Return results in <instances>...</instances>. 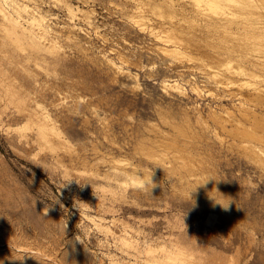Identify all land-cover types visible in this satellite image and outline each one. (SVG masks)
I'll use <instances>...</instances> for the list:
<instances>
[{"label":"rangeland","instance_id":"1","mask_svg":"<svg viewBox=\"0 0 264 264\" xmlns=\"http://www.w3.org/2000/svg\"><path fill=\"white\" fill-rule=\"evenodd\" d=\"M134 2L0 0V264L33 262L11 246L55 262L36 264H264V167L248 156L264 145L242 133L264 119V1ZM130 162L138 181L106 178Z\"/></svg>","mask_w":264,"mask_h":264},{"label":"bare ground","instance_id":"2","mask_svg":"<svg viewBox=\"0 0 264 264\" xmlns=\"http://www.w3.org/2000/svg\"><path fill=\"white\" fill-rule=\"evenodd\" d=\"M135 0H133V3H136V2H134ZM139 1V0H138ZM146 1V0H145ZM151 1H153V0H151ZM194 1V0H193ZM239 1H242V0H195V2L196 3H203L204 2V4L205 5H207L208 7H210V9H215V8H220V9H223V5L224 4H228V5H231L232 3H234V4H239L240 2ZM249 2V3H253L255 0H245V2ZM264 1V0H263ZM28 2V1H27ZM33 3V1L31 2V4ZM138 3V2H137ZM136 3V4H137ZM142 3V2H141ZM151 3V2H150ZM27 4H29V2L27 3ZM163 4V3H162ZM16 5H17V7H18V9H19V11H23L25 14L27 13V19L29 20V22H30V24L37 30V31H35V32H37L36 33V35L40 38L39 40H41V38L43 39V37L45 36V35H47V34H49V32H50V30H51V28H49V25H48V20L49 19H47V16L45 15V14H43L42 12H40V11H36L35 10V8L33 9V8H29V6L28 5H26V3L24 2V4L22 3V4H18V3H16ZM37 5V4H36ZM129 5H131V4H129ZM142 5V4H141ZM146 5H148V4H146ZM151 6L152 5H155L154 6V8H152V9H156L157 7L156 6H158V7H160V10L162 11V12H164L165 11V13H167L166 11H167V9H170L171 7L170 6H168V5H159V4H150ZM149 5V6H150ZM228 5H226L227 7H228ZM34 6V5H33ZM225 6V7H226ZM31 7V6H30ZM140 7V6H139ZM142 8V7H141ZM199 8V7H198ZM136 9H138V8H136ZM159 9V8H158ZM209 9V10H210ZM140 10V9H139ZM178 10V9H177ZM151 11V10H150ZM159 11V10H158ZM161 11H160V13H161ZM169 11V10H168ZM18 12V11H17ZM16 12V13H17ZM152 12H154V11H152ZM170 12V11H169ZM173 12V11H172ZM23 13V14H24ZM45 13V12H44ZM164 13V14H165ZM188 13V12H187ZM18 14H20V13H18ZM24 14V15H25ZM203 14H205L206 16H207V14L206 13H203ZM169 15H171V14H169ZM173 15V14H172ZM204 15V16H205ZM161 16V15H160ZM203 16V17H204ZM205 16V17H206ZM209 16V15H208ZM208 16L205 18L207 21L205 22V23H207L208 22V26H210V29H212L213 31L214 30H216V29H218L219 27H222L221 25L223 24L222 22H221V20L220 19H214V18H210V16H209V18H208ZM166 17H169L168 16V13L166 14ZM181 17V16H180ZM202 17V18H203ZM140 20V19H139ZM142 20V19H141ZM200 20H202V19H200ZM204 20V19H203ZM202 20V21H203ZM225 21V20H224ZM233 22H236V21H234L233 19H230V20H227V21H225L224 23L225 24H228V27L227 28H230V30H231V24L233 23ZM138 23V22H137ZM260 23H262V22H260ZM244 24V23H243ZM141 25V24H140ZM165 25V24H164ZM234 25V24H233ZM239 24H236V26L235 27H237ZM253 25V24H252ZM143 26V25H142ZM241 26V25H240ZM249 26V25H248ZM140 27V26H139ZM161 27V26H160ZM233 27V26H232ZM256 27V26H255ZM223 28V27H222ZM226 28V27H225ZM241 28V27H240ZM247 29V28H249V27H244V29ZM254 28V27H253ZM253 28H252V26H251V29L253 30ZM261 28V27H260ZM164 29V28H163ZM166 29V28H165ZM243 29V30H244ZM250 29V30H251ZM176 30V29H175ZM225 30V29H224ZM229 30V29H228ZM251 30V31H252ZM161 31V30H160ZM179 31V30H178ZM181 31V30H180ZM179 31V32H180ZM248 31V30H247ZM246 32V31H245ZM249 32V31H248ZM70 33V32H69ZM153 33V32H152ZM255 33H257L256 31H255ZM71 34V33H70ZM50 35V34H49ZM151 35V34H150ZM162 35V34H161ZM256 35V34H255ZM53 36V35H52ZM54 36H56V35H54ZM54 36L52 37L53 39H54ZM70 36V35H69ZM163 36V35H162ZM249 36V35H248ZM51 36H49V38H50ZM177 37V36H176ZM251 37V36H250ZM67 38V37H66ZM72 38V37H71ZM160 38H161V36H160ZM166 38H168L167 36H166ZM264 38V37H263ZM44 39H46V38H44ZM43 39V41H45L46 42V40H44ZM47 39H48V37H47ZM70 39V38H69ZM68 39V40H69ZM162 39V38H161ZM165 39V38H164ZM51 40V39H50ZM75 40V39H74ZM159 40V39H158ZM264 40V39H263ZM42 41V40H41ZM42 41V42H43ZM166 41V40H165ZM168 41V40H167ZM166 41V42H167ZM50 42V44L51 45H53L54 44V42H53V44L51 43L52 41H49ZM58 42H59V40H58ZM163 42V41H162ZM166 42H165V44H166ZM164 43V42H163ZM56 44V43H55ZM54 44V45H55ZM258 45V44H257ZM55 47V46H54ZM162 48V47H161ZM163 49V48H162ZM176 49H177V47H176ZM164 50V49H163ZM166 51H168V50H166ZM165 51V52H166ZM169 51H171V50H169ZM179 51V50H178ZM235 52V50H229V49H226L224 52H225V54L229 57V58H231V53L232 52ZM172 53H174L173 55H175V54H177V50H172L171 51ZM223 52V53H224ZM167 53V52H166ZM170 53V52H169ZM171 53V54H172ZM244 53H245V51H244ZM182 54V53H181ZM214 54H216V53H214ZM178 55V54H177ZM220 55V54H219ZM241 55V54H240ZM248 55V54H247ZM180 56V55H179ZM244 56H246L245 54H244ZM247 57V56H246ZM243 59V58H242ZM110 60V62L112 63V67L114 66L115 67V70L117 69L118 71L119 70H121L122 68L120 67V66H118V65H116V63H114V62H112L111 61V59H109ZM120 60H122V59H120ZM258 60V59H257ZM107 61H108V59H107ZM241 61V60H240ZM259 61V60H258ZM258 61H256L255 63H257ZM264 61V60H263ZM110 62H108L109 64H111ZM214 62V61H213ZM219 64H222L223 63V61L221 60V61H217ZM217 62H216V64H217ZM107 63V64H108ZM215 63V62H214ZM228 64H230V63H228ZM254 64V63H253ZM223 65V64H222ZM236 65V64H235ZM255 65V64H254ZM258 65V64H257ZM263 65H264V63H263ZM227 65L225 64V67H226ZM230 66V65H229ZM234 66V65H233ZM255 67H257V66H255ZM254 67V68H255ZM264 67V66H263ZM230 68H232V67H227V69L229 70ZM236 68V67H235ZM262 68V66H260V69ZM255 70V69H254ZM262 70V69H261ZM260 70V71H261ZM233 74H236V75H240V74H243V75H245V76H249V75H247L244 71H242V69H240V66L239 67H237L235 70H234V72L233 71H231ZM118 73V72H117ZM119 73H121L122 74V72H119ZM229 73H230V71H229ZM253 73H254V71H253ZM231 74V73H230ZM250 74V73H249ZM255 74H257V72L255 73ZM216 75H218V74H216ZM226 75V74H225ZM232 75V74H231ZM264 75V74H263ZM227 76V75H226ZM250 76H251V74H250ZM254 77V76H253ZM231 78V77H230ZM249 78V77H248ZM169 81V80H168ZM253 81V80H252ZM254 82V81H253ZM234 83V82H233ZM255 85V84H254ZM164 86V85H163ZM166 86H168L169 88H172V89H177V88H179V84L177 83V82H175V81H172L171 83H167V85ZM250 87H251V85H250ZM253 87V86H252ZM167 88V87H166ZM251 89V88H250ZM254 89V88H253ZM256 89V88H255ZM179 90V89H178ZM183 90V89H182ZM197 91V90H196ZM199 91V90H198ZM254 91V90H253ZM256 91V90H255ZM181 92V91H180ZM258 92H261L260 90L258 91ZM258 92H256V93H258ZM262 92H264V91H262ZM182 93V92H181ZM247 94H249V93H247ZM259 94V93H258ZM262 94V93H261ZM257 95V94H256ZM263 95V94H262ZM262 95H260L261 97H262ZM260 96H258V97H260ZM263 97H264V95H263ZM249 98V97H248ZM247 98V99H248ZM252 98H253V96H252ZM256 99V98H255ZM262 99V98H261ZM252 100V99H251ZM259 100V99H258ZM264 99H262V101H263ZM247 102V101H246ZM261 102V101H260ZM263 103H264V101H263ZM254 106H256V105H254ZM239 108V107H238ZM224 109V108H223ZM222 109V110H223ZM229 111V110H228ZM227 111V112H228ZM252 111V110H251ZM244 112V111H243ZM262 112V111H261ZM215 113V112H214ZM234 113V112H233ZM263 113V112H262ZM230 114H232V113H230ZM245 114H246V112H245ZM249 114V113H248ZM261 114V113H260ZM28 115V114H27ZM186 115V114H185ZM239 115V114H238ZM243 116H244V114H242ZM257 114H255L254 116H256ZM220 117H221V115H219ZM233 116H235V115H233ZM240 116V115H239ZM247 116V115H246ZM253 116V114H252V117H254ZM260 116V115H259ZM263 116H264V114H263ZM185 117V116H184ZM214 117V116H213ZM212 117V118H213ZM225 117V116H224ZM216 117H214V119H215ZM255 119H254V122L256 123L255 125L257 126V121L259 122L261 119V121L264 123V119L262 118V115H261V119L259 120L258 118H256V117H254ZM218 119V118H217ZM217 119H215V120H217ZM233 119V118H232ZM239 119V118H238ZM246 119V118H245ZM248 119V118H247ZM257 119V120H256ZM227 120V119H226ZM244 120V119H243ZM249 120V119H248ZM189 121V120H188ZM228 121V120H227ZM246 121V120H245ZM250 121V120H249ZM260 121V122H261ZM185 122V121H184ZM187 122V121H186ZM244 122V121H243ZM246 122H248V121H246ZM253 122V123H254ZM259 122V123H260ZM199 123V122H198ZM252 123V124H253ZM39 126H40V128H39V126H38V128L39 129H37L38 131H39V136H41V135H44V131L42 130V128H44L45 126H48V124L45 122V121H42V122H39V123H37ZM206 124V123H205ZM235 124V123H234ZM241 124V123H240ZM260 124H262V123H260ZM260 124H259V127H261L260 126ZM42 125V126H41ZM191 125V124H190ZM204 125V124H203ZM264 125V124H263ZM192 126V125H191ZM224 126V125H223ZM252 126V125H251ZM255 126V129H258L257 127ZM202 127V126H201ZM239 127V126H238ZM242 127H244V126H242ZM245 128V127H244ZM243 128V129H244ZM188 129V128H187ZM249 130H250V128H248ZM254 129V126H253V129L252 130H254L255 132L257 131V130H255ZM262 129H263V131H262ZM245 130V129H244ZM260 130V129H259ZM258 130V131H259ZM183 131V130H182ZM240 131V130H239ZM242 131V130H241ZM254 131H242V133H243V137H245V138H248V139H251V140H256V141H258V142H262L263 143V145H264V135H260L261 134V132H264V128H262L261 127V132L259 131V133H258V131H257V133H255ZM187 132V131H186ZM182 133H184V131L182 132ZM192 133V132H191ZM194 133V132H193ZM186 134V133H185ZM187 134H188V132H187ZM241 140V139H240ZM246 141V140H245ZM154 142V141H153ZM153 142H151V143H153ZM161 142H163V141H161ZM241 142V141H240ZM143 143V142H142ZM151 143H148V145H151ZM157 143V142H156ZM155 143V144H156ZM262 143H260V144H262ZM147 143L145 142V145H146ZM154 143H153V146L155 145ZM165 144H167V143H165ZM259 144V145H260ZM170 145V144H169ZM158 146V145H157ZM163 146V145H162ZM161 146V147H162ZM166 146V145H165ZM164 146V147H165ZM175 146V145H174ZM258 145H255V148L257 147ZM147 147V146H146ZM151 147V146H150ZM183 147V146H182ZM250 147V146H249ZM264 147V146H263ZM139 150H141L140 149V146L139 147H137ZM137 148H135L136 150H137ZM141 148H142V146H141ZM153 148V147H152ZM175 148V147H174ZM252 148V147H251ZM154 149V148H153ZM166 149H168V148H166ZM245 149V148H244ZM250 149V148H249ZM142 150H143V148H142ZM141 150V151H142ZM145 150H147V148H145ZM145 150H143V151H145ZM159 150V149H158ZM248 150V149H247ZM251 150H252V152H253V154H254V156H255V158H257L260 162L259 163H256L257 165L259 164L260 165V163H261V165H262V167H264V149L262 148L261 150H260V148L259 147H257L256 149H250V150H248V151H250V154L248 155V156H250L251 155ZM141 151H140V153H141ZM142 151V152H143ZM149 149H148V153H149ZM155 151V150H154ZM182 151H184V150H182ZM152 154H149V155H156V153H154L153 154V152H152V149H151V151H150ZM156 152V151H155ZM160 152V151H159ZM137 153H138V151H137ZM182 153V152H181ZM180 153V154H181ZM185 153V152H184ZM243 153V152H242ZM145 154V153H144ZM143 154V155H144ZM252 154V155H253ZM177 155H179L178 153H177ZM148 156V155H147ZM146 156V157H147ZM151 156V158H153ZM150 157V156H149ZM180 157H181V155H180ZM186 156H184V158L182 157V159L184 160V159H186L185 158ZM252 157V156H251ZM151 158L149 159V160H151ZM158 158V157H157ZM191 158V157H190ZM254 158V157H253ZM154 159V158H153ZM120 160H122V159H120ZM145 160H146V158H145ZM148 160V161H149ZM189 161H190V159H188ZM138 161V160H137ZM184 161H187V159L186 160H184ZM255 161V160H254ZM257 161V160H256ZM111 162V161H110ZM115 162V161H114ZM139 163H141L140 161H138ZM151 162V161H150ZM118 164L119 165V163H120V165H121V163L122 162H115V164ZM127 163V162H126ZM186 163H188V162H186ZM124 164V163H123ZM117 165V167H119ZM128 165V168H126V166L125 167H123V168H120V169H116V170H114V171H118L117 173L115 172V173H113V172H111L112 174H109V176H106V178L107 179H131V180H133V179H135L136 177H137V175H139V169L136 167V166H134V164H133V162H130V163H128L127 164ZM112 166H114V165H112ZM122 166V165H121ZM116 167V166H115ZM259 167H261V166H259ZM112 168V167H111ZM115 169V168H114ZM260 169V168H259ZM263 171V170H262ZM110 173V172H109ZM261 173V172H260ZM260 175V174H259ZM262 175V174H261ZM261 175H260V177H261ZM112 177V178H111ZM138 179V178H137ZM140 179V178H139ZM136 180V179H135ZM134 181V180H133ZM133 181H130V182H133ZM136 181H138V180H136ZM135 182V181H134ZM5 239V238H4ZM7 239V238H6ZM46 243V242H45ZM20 244V243H19ZM23 246H25V245H23ZM11 248L13 249V250H15L14 251V253L16 252L17 254L16 255H23V256H21V257H26V259L28 258L29 260L28 261H33V262H30L31 264H36V263H38L39 261L41 262V259H39V258H41V257H44V259H47V261H51V262H53V263H55L54 261H53V259L49 256V255H47V254H42L40 251L37 253V255H29V252L30 251H32V248L31 247H26V248H22V249H15L13 246H11ZM42 248H44V247H42ZM34 249V248H33ZM33 251H35V250H33ZM70 252H72V254H75V252L74 251H70ZM69 252V253H70ZM36 253V252H35ZM71 254V253H70ZM18 255V256H19ZM84 255V254H83ZM13 256V255H12ZM13 258H15V257H13ZM18 258V257H17ZM74 258V257H73ZM83 258V257H82ZM75 259V258H74ZM79 259V258H78ZM77 259V261H80V260H78ZM61 260V259H60ZM65 260V259H64ZM86 260V259H85ZM44 261V260H43ZM70 261V260H69ZM151 261H153V260H151ZM24 262H26V260L24 261ZM45 262V261H44ZM64 262V261H63ZM61 263V261L60 262H57L56 264H64V263ZM46 263V262H45ZM2 264V263H1ZM41 264H43V263H41ZM49 264V263H48ZM51 264V263H50ZM153 264H154V261H153Z\"/></svg>","mask_w":264,"mask_h":264},{"label":"clouds","instance_id":"3","mask_svg":"<svg viewBox=\"0 0 264 264\" xmlns=\"http://www.w3.org/2000/svg\"><path fill=\"white\" fill-rule=\"evenodd\" d=\"M152 176H153V174L150 175V176H145V177L140 178L139 179V183L136 185V187L139 190H142V191L143 190H147L149 187H151V189H153L156 185L153 182ZM228 206L227 207H223V208L225 210H227ZM47 211H48V209H47ZM185 228H186V226H185ZM77 241H79V240L77 239Z\"/></svg>","mask_w":264,"mask_h":264}]
</instances>
